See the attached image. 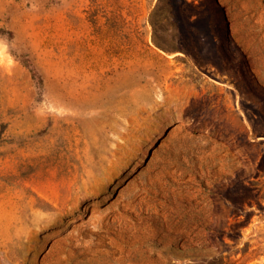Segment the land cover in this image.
<instances>
[{
	"label": "rangeland",
	"instance_id": "rangeland-1",
	"mask_svg": "<svg viewBox=\"0 0 264 264\" xmlns=\"http://www.w3.org/2000/svg\"><path fill=\"white\" fill-rule=\"evenodd\" d=\"M0 264H264V0H0Z\"/></svg>",
	"mask_w": 264,
	"mask_h": 264
},
{
	"label": "trees",
	"instance_id": "trees-1",
	"mask_svg": "<svg viewBox=\"0 0 264 264\" xmlns=\"http://www.w3.org/2000/svg\"><path fill=\"white\" fill-rule=\"evenodd\" d=\"M4 34V31L0 30V35Z\"/></svg>",
	"mask_w": 264,
	"mask_h": 264
}]
</instances>
